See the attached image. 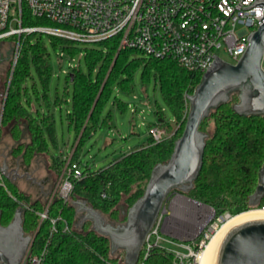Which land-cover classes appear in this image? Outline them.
I'll return each mask as SVG.
<instances>
[{
	"label": "trees",
	"instance_id": "trees-1",
	"mask_svg": "<svg viewBox=\"0 0 264 264\" xmlns=\"http://www.w3.org/2000/svg\"><path fill=\"white\" fill-rule=\"evenodd\" d=\"M22 15L24 26L50 24L43 18L32 17L24 3ZM43 36L23 34L14 69L12 61L6 70L0 65V141L3 133L8 134L14 141L9 155L26 165L37 157H46L49 170L61 179V184L68 179L72 191L70 199L55 195L48 205L40 200L33 201L11 178L1 176L0 224L7 226L17 209L23 211L25 234L33 236L36 233L26 264L30 257L41 255L43 251L42 264H125L124 256L111 253L109 238L98 234L90 220L78 225L75 202L83 201L111 221L124 223L126 214L121 207L128 210L143 196L153 168L171 157L187 121L190 107L187 96L193 94L203 74L187 70L170 59L138 56L126 48L119 50L115 38L84 48L83 59L88 72H84L80 64L73 68L66 75L62 96L57 95L55 99V105L60 107L70 104L66 121L69 130L75 133V142L70 151L54 154L51 144L57 147L58 134L47 96L52 77L51 54ZM49 39L55 50L65 49L72 57L81 50L67 41ZM17 40V36L10 37L11 44ZM139 68L144 82L153 72L161 96L172 113L173 121H166L164 110L158 109L157 120L149 124L150 129L158 126L165 130L163 139L155 142L149 134L144 145L131 149L106 167L97 171L86 167L81 170L80 178L73 172L69 174L68 170L80 162L84 143L99 127H113L112 113L103 115L107 105L112 102L122 111L128 109V104L114 92L119 89L132 93L134 75ZM33 69L45 89L42 96L35 86L32 89L28 86ZM238 100L237 93L231 94L230 100L214 110L200 126L207 135L203 166L188 195L211 206L216 216L226 211L234 215L254 208L249 205V197L258 186L259 171L264 164V115L237 114L233 106ZM255 207L264 208V196ZM46 209L47 217L41 220V213ZM203 237L201 234L199 239ZM137 264L194 262L190 257L179 263L172 251L158 246L146 257L142 250Z\"/></svg>",
	"mask_w": 264,
	"mask_h": 264
},
{
	"label": "built area",
	"instance_id": "built-area-1",
	"mask_svg": "<svg viewBox=\"0 0 264 264\" xmlns=\"http://www.w3.org/2000/svg\"><path fill=\"white\" fill-rule=\"evenodd\" d=\"M254 1L0 0V40L18 37L17 42L10 43L9 48L13 52L12 62L16 63L23 34L40 33L85 48L115 38L119 50L126 48L143 57L170 59L187 70L204 74L215 60L213 55L223 59L220 50L230 57L228 62L234 64L245 53L250 43L248 36L258 29L264 17V7L243 9L251 6ZM23 3L32 17L43 18L50 24L24 26ZM84 53V48L81 47L78 55L83 57ZM59 57H68L74 61V57L62 48ZM71 67L73 69L77 65L71 64ZM262 68L264 70V59ZM128 108L133 114L140 116L137 106L128 104ZM149 134L155 142H159L165 133L154 126ZM70 158L71 155L67 165ZM68 172H73L76 178L82 177L78 164H74ZM62 184L60 197L68 200L72 184L68 179ZM102 197L106 195L102 194ZM46 212L47 209L41 213V220L47 217ZM231 216L226 211L211 217L202 232L204 237L198 244L201 250L205 246V240ZM160 221L161 218H158L146 238L142 249L145 257L153 248L165 247L162 244L163 236L159 232ZM167 249L174 253L175 260L179 263L187 260L188 256L180 251ZM44 254L43 251L41 255L30 257L28 264H42ZM189 254L193 258L196 256L190 248Z\"/></svg>",
	"mask_w": 264,
	"mask_h": 264
},
{
	"label": "water",
	"instance_id": "water-1",
	"mask_svg": "<svg viewBox=\"0 0 264 264\" xmlns=\"http://www.w3.org/2000/svg\"><path fill=\"white\" fill-rule=\"evenodd\" d=\"M264 7V0H255L251 6ZM258 29L248 36L245 53L234 64L215 55L214 62L203 74L193 94L188 95L189 113L184 130L176 140L173 153L165 163L157 164L141 196L127 211L126 221L107 223L103 216L83 201H77L78 212L84 213L81 222L90 220L92 228L109 238L111 253L124 251L125 264H137L146 238L163 213L165 202L174 190L185 193L193 188L203 166L207 135L200 130L201 123L214 110L238 94L233 109L241 116L264 115V17ZM12 50L0 61L8 60ZM15 61L12 63L14 69ZM7 87L4 101L7 97ZM6 160L0 165V175L13 178L18 171H8ZM8 171V173H7ZM264 196V164L259 171V182L249 197V205L255 207ZM214 209L200 201L191 199ZM51 201V200H50ZM264 209V208H262ZM23 211L17 209L13 220L0 224V264H25L36 233L27 235L23 229ZM216 264H264V219L243 223L230 230L223 238Z\"/></svg>",
	"mask_w": 264,
	"mask_h": 264
},
{
	"label": "rangeland",
	"instance_id": "rangeland-1",
	"mask_svg": "<svg viewBox=\"0 0 264 264\" xmlns=\"http://www.w3.org/2000/svg\"><path fill=\"white\" fill-rule=\"evenodd\" d=\"M43 39L47 43V47L51 54L52 77L49 80L47 96L50 109L55 115L58 134V145L54 147L51 144V150L54 154H59L60 151L68 152L72 149L75 142V133L69 130L66 121V112L70 109V104H63L60 107V105H55V99L57 95L62 96L66 88V72L71 71V64H80L84 72H88V68L82 56L76 55L74 61L68 57L60 58V49H54L47 35H44ZM80 47L85 48L83 46ZM9 48L10 38L0 40V50L3 58L6 57ZM219 52L223 59L227 61L231 60L223 50ZM12 55L13 52H11L8 60L2 59L0 61V65H2L5 70L9 68V64H11ZM32 75L33 77L29 78L27 82L28 86L31 89L35 86L39 95L42 96L45 89L34 69L32 70ZM68 90L70 92L72 91L70 85ZM114 93L125 104L137 106L140 116L133 114L129 108L122 111L118 106H114L112 102H110L105 108L103 115L106 116L108 112L112 113L113 127H99L97 132L84 143L79 158L80 162L78 164L81 170L89 167L91 171H97L106 167L110 162L118 159L121 155L130 152L131 149L144 145L149 136V124L157 120L156 111L158 109L164 110L166 121H173L172 113L167 108L161 96L153 72L150 73L149 79L144 82L142 78V69L139 68L134 75L133 92L125 93L116 89ZM32 95H34L33 92ZM43 106L46 107L44 103ZM142 122L144 124L141 125ZM161 130L165 131L162 128ZM13 145L14 141L11 137L3 133L0 141V165L6 160L9 168L8 171L15 169L18 171V175H16L15 178H13V176H10V178L16 183L19 189L28 194L33 201L40 200L44 204L49 205L55 195L60 196L63 186V184H61V179L49 170L46 157L44 156L35 158L29 165L24 164L20 160L13 159L9 155ZM68 199H70V197ZM191 199L193 198L188 195V192L185 193L181 190H174L165 202L163 213L159 216V218H161L159 232L164 239L162 244L166 248L176 249L182 254L187 255V260L191 257L189 248L191 252L196 255L201 251L200 245H198L201 240L199 237L203 234L202 232L205 230L208 221L215 215V212L212 210L210 218L207 221V218L204 219L201 216L203 211L199 210ZM75 205L78 210L76 202ZM121 211L123 214H126L128 210L125 207H121ZM101 215L107 223L120 224L119 222L111 221L108 216ZM83 216L84 213L77 211L79 226L84 222L80 224ZM210 238L208 240H210ZM206 243L205 240V244ZM114 255L124 256V251L119 250L115 252ZM195 258H193V262L196 264Z\"/></svg>",
	"mask_w": 264,
	"mask_h": 264
},
{
	"label": "bare ground",
	"instance_id": "bare-ground-1",
	"mask_svg": "<svg viewBox=\"0 0 264 264\" xmlns=\"http://www.w3.org/2000/svg\"><path fill=\"white\" fill-rule=\"evenodd\" d=\"M188 200V199H187ZM190 200V199H189ZM193 201V200H191ZM194 205L202 210L201 216L208 221L212 213V209L193 201ZM209 216V217H208ZM264 219V209L262 208H252L238 214L232 215L228 218L211 236L210 240L205 244L203 249L196 255V264H216L217 254L220 244L225 237V235L233 228L253 220H263ZM204 222V221H203ZM199 227V226H198Z\"/></svg>",
	"mask_w": 264,
	"mask_h": 264
},
{
	"label": "flooded vegetation",
	"instance_id": "flooded-vegetation-1",
	"mask_svg": "<svg viewBox=\"0 0 264 264\" xmlns=\"http://www.w3.org/2000/svg\"><path fill=\"white\" fill-rule=\"evenodd\" d=\"M26 260V259H25Z\"/></svg>",
	"mask_w": 264,
	"mask_h": 264
}]
</instances>
